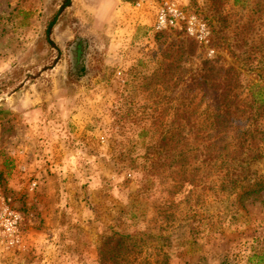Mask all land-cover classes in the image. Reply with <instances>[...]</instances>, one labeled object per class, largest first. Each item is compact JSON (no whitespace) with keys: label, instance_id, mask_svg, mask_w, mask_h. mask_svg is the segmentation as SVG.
Segmentation results:
<instances>
[{"label":"rangeland","instance_id":"1","mask_svg":"<svg viewBox=\"0 0 264 264\" xmlns=\"http://www.w3.org/2000/svg\"><path fill=\"white\" fill-rule=\"evenodd\" d=\"M103 2L0 0V209L18 216L0 231V264H264V108L249 118L264 88V0H111L95 17ZM162 13L177 25L159 28ZM170 57L183 95L207 91L186 152L202 147L195 117L223 107V87L242 116L218 160L205 146L157 170L176 95L155 76ZM213 71L222 90L208 88ZM244 128L247 143L234 138Z\"/></svg>","mask_w":264,"mask_h":264},{"label":"trees","instance_id":"2","mask_svg":"<svg viewBox=\"0 0 264 264\" xmlns=\"http://www.w3.org/2000/svg\"><path fill=\"white\" fill-rule=\"evenodd\" d=\"M192 50H188V53L191 54ZM171 58V57H170ZM179 61V57L171 58V63L166 64L165 66L169 68L166 71L157 72L155 77H158L159 83L158 88L162 91L164 88V83L169 78V85L171 90L175 92V100L174 105L171 108L173 110V118L171 125L167 126L163 124V121H159L158 125L160 127V131L157 132L158 138L160 137V146L159 149L151 153L154 157L155 167L154 169H166L167 167H172L176 163V165L186 166L189 160L198 161V158L203 157L202 149L207 146L206 155L212 160H218L217 157V149L220 152H226L228 150V145L224 148L220 149L217 145H220V141H224L225 132L230 129V127L238 120L236 116H242L241 110L237 103L235 102L237 97L234 95L230 96V92L226 91V87H220V84L217 83L216 77L218 76V72H212V83L209 84V90H222L221 94L226 98L224 99L223 107L213 102L207 103L206 108L203 109L200 113H198V117L196 119H202L203 125V133L201 136L199 135V141L201 139L202 147H192L190 148L191 152H186L185 146L188 138H192L196 133H200V131H195L196 128V120L192 119L190 113L196 112V109L199 107V103L196 102L198 96L200 94L204 95L207 92L199 84H195L193 88L187 87L184 90L180 88L181 82V74L182 71L179 70L177 65ZM170 64V65H169ZM164 66V65H163ZM156 80V78H154ZM230 96V97H229ZM229 97V98H228ZM201 101V100H200ZM250 115L249 118L257 117V113L264 108V88L259 90V92L250 96ZM258 104L257 106H255ZM203 114L204 117H201ZM191 122H194V125H190ZM164 125V126H163ZM190 126V127H189ZM162 127L166 129L164 132L162 131ZM259 128V127H258ZM256 128V129H258ZM242 129V128H238ZM236 131L235 140L247 143L248 139H254V130L247 131V128L243 129V132ZM206 144V145H205ZM194 153V154H193ZM189 156V159H188ZM191 156V157H190ZM188 159V160H187ZM181 161L186 162V164L181 165ZM150 172V173H149ZM154 171H148L147 176H153ZM236 186V183H233V187Z\"/></svg>","mask_w":264,"mask_h":264},{"label":"built area","instance_id":"3","mask_svg":"<svg viewBox=\"0 0 264 264\" xmlns=\"http://www.w3.org/2000/svg\"><path fill=\"white\" fill-rule=\"evenodd\" d=\"M172 19H167L164 13L160 14L158 17V26L159 28L172 27L174 28L177 25V18L180 14H173ZM18 221V216L9 206L1 207L0 209V231L2 229H8L6 231L13 232L16 228Z\"/></svg>","mask_w":264,"mask_h":264},{"label":"crops","instance_id":"4","mask_svg":"<svg viewBox=\"0 0 264 264\" xmlns=\"http://www.w3.org/2000/svg\"><path fill=\"white\" fill-rule=\"evenodd\" d=\"M111 0H104L103 3H100L101 5L97 6L94 8V13L93 15L95 17H97L98 15L104 13V11L106 10V7L110 6V4L108 2H110ZM143 0H118V2L122 5V6H126V7H132L133 5H137V6H140L141 2ZM88 4V6H86L85 8L87 9V12L90 13L88 16L91 17V4H89L88 2H86ZM91 3V2H90ZM116 9H117V12L116 14L119 15L120 14V9L118 6H115ZM134 7V6H133ZM122 9V8H121ZM90 26H91V22H90ZM89 32H91V27L88 29ZM91 34V33H90ZM88 34V35H90ZM85 37V36H84Z\"/></svg>","mask_w":264,"mask_h":264},{"label":"flooded vegetation","instance_id":"5","mask_svg":"<svg viewBox=\"0 0 264 264\" xmlns=\"http://www.w3.org/2000/svg\"><path fill=\"white\" fill-rule=\"evenodd\" d=\"M78 54V53H77Z\"/></svg>","mask_w":264,"mask_h":264}]
</instances>
